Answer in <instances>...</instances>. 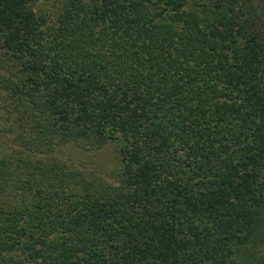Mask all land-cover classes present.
<instances>
[{
  "label": "trees",
  "instance_id": "obj_1",
  "mask_svg": "<svg viewBox=\"0 0 264 264\" xmlns=\"http://www.w3.org/2000/svg\"><path fill=\"white\" fill-rule=\"evenodd\" d=\"M0 264H264V0H0Z\"/></svg>",
  "mask_w": 264,
  "mask_h": 264
},
{
  "label": "rangeland",
  "instance_id": "obj_2",
  "mask_svg": "<svg viewBox=\"0 0 264 264\" xmlns=\"http://www.w3.org/2000/svg\"><path fill=\"white\" fill-rule=\"evenodd\" d=\"M104 155H105V153H104ZM103 156V155H102Z\"/></svg>",
  "mask_w": 264,
  "mask_h": 264
}]
</instances>
